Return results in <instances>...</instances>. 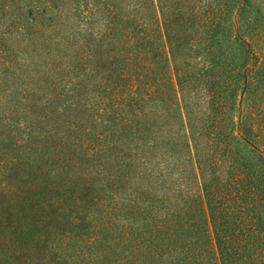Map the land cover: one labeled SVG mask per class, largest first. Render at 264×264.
I'll use <instances>...</instances> for the list:
<instances>
[{"label": "trees", "instance_id": "obj_1", "mask_svg": "<svg viewBox=\"0 0 264 264\" xmlns=\"http://www.w3.org/2000/svg\"><path fill=\"white\" fill-rule=\"evenodd\" d=\"M67 2L84 28L72 52L59 39L43 34L37 42L33 30L16 27L18 48L0 44V77L19 79L11 94L21 99L5 101L27 115L42 106L50 115L70 94L65 111L81 108L83 121L73 125L85 124L90 155L104 159L98 172L105 183L96 179L94 187L117 198L123 215L114 221L121 241L111 247L122 245L118 263L135 264L129 248L138 242L149 248L150 262L264 264V150L240 111L254 70L234 29L238 19L230 27L228 16L214 10L201 23L204 45L190 39L185 47L176 33L197 30V14L185 20L178 7L171 18L165 0H30L23 13L37 32L38 16L48 15L55 24L47 27L56 26ZM15 9L0 0V23L12 17L16 25ZM235 45L243 54H231ZM51 69L55 82L48 91L44 78ZM44 91L48 99L39 106L36 92Z\"/></svg>", "mask_w": 264, "mask_h": 264}, {"label": "rangeland", "instance_id": "obj_2", "mask_svg": "<svg viewBox=\"0 0 264 264\" xmlns=\"http://www.w3.org/2000/svg\"><path fill=\"white\" fill-rule=\"evenodd\" d=\"M173 1L165 0L171 18L176 17L178 7L185 11V20L197 14V30L181 28L176 33L185 47L190 39L200 43L199 47L204 45L201 39L207 26L201 23L212 16L214 10H220L221 18L228 16L225 21L230 27L232 19H238L234 29L241 31L251 51L249 68L254 70L247 76L240 111L248 127L257 132L264 150V0H177L171 4ZM13 2L16 25L11 22L12 17L2 19L0 44L6 41L11 48H18L20 40L17 39L21 34L16 27L25 26L33 30L31 33L37 42L45 34L51 40L59 39L72 52L78 41L75 36L84 32V28L77 26L78 18L72 15L70 3L61 5V21L56 22V26L47 27L55 22L47 21L48 15L38 13L39 32H36L33 21L31 24L23 13L29 11L30 0H9ZM231 49V54L236 50L243 54L241 46ZM177 51L182 52L181 49ZM66 59L69 61V57ZM45 67L47 65L42 66ZM94 72L100 73L98 69ZM10 78L12 82L0 77V123H7L6 127L0 126V264H104L108 261L119 264L117 255L123 254L122 245L111 247L121 241L114 221L123 215L120 216L117 198H109L94 187L98 184L96 179L101 185L105 183L104 173L98 172L104 159L90 155L85 143V124L73 125V119L79 123L83 121L80 120L83 117L79 112L81 108L65 111L70 104V94L49 108L50 115L45 112L48 109L45 106L32 109L35 116L27 115L15 108L16 102L5 101L21 99V95L11 94L19 79ZM44 80L51 82V88L47 89L50 91L55 82L54 70H49ZM70 81L69 77L67 83ZM36 94L41 99L39 106L45 104L49 94L46 91ZM157 109L158 113L164 111ZM12 156L14 158L9 160ZM109 167L118 171L113 164ZM90 191L97 198L95 202L86 199L85 192ZM137 243L132 242L129 248L134 250L135 264H162V259L157 257H153L156 260L152 262L151 258L146 260L149 248Z\"/></svg>", "mask_w": 264, "mask_h": 264}]
</instances>
